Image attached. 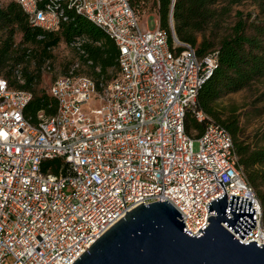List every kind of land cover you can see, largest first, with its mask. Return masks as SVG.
I'll list each match as a JSON object with an SVG mask.
<instances>
[{
	"label": "built area",
	"instance_id": "2783aa9c",
	"mask_svg": "<svg viewBox=\"0 0 264 264\" xmlns=\"http://www.w3.org/2000/svg\"><path fill=\"white\" fill-rule=\"evenodd\" d=\"M12 1L45 31L65 20L55 0L43 8ZM67 7L113 41L118 74L97 88L73 66L45 89L55 114L27 118L31 93L11 89L0 73V264H72L126 212L163 200L197 236L213 215L208 204L225 192L227 203L248 198L255 209L243 243L264 245L261 203L230 134L210 121L197 138L184 130L187 112L208 119L196 97L215 54L199 58L158 25L142 29L128 0H67Z\"/></svg>",
	"mask_w": 264,
	"mask_h": 264
},
{
	"label": "trees",
	"instance_id": "16d2710c",
	"mask_svg": "<svg viewBox=\"0 0 264 264\" xmlns=\"http://www.w3.org/2000/svg\"><path fill=\"white\" fill-rule=\"evenodd\" d=\"M36 1L40 8L51 3V0ZM128 1L139 15L145 5L154 4L157 24L171 38L172 0ZM217 2L174 1L172 17L177 39L192 46L199 58L215 54L212 73L203 82L196 97L197 110L208 119L198 122L192 112H187L184 130L187 135L197 138L208 121L227 130L232 138L237 165L255 191L264 219V146L260 145L262 138H259L264 137V130L255 132L250 140L244 138L237 107L219 103L226 96L248 89L264 78V20L251 19L249 14L237 12L230 33L215 41L208 31L216 28L226 14L224 8H215ZM54 6L62 11L65 20H61L59 29L52 32L32 26L16 2L0 0V73L11 89L31 93L32 98L25 109L27 118H34L38 111H43L47 116H53L56 112V101L45 90L38 91L36 88L45 64L48 62L50 65L52 50L60 43L71 47L76 55L65 73L76 66L74 73L89 77L97 88L118 74V51L113 41L100 28L69 9L67 0H55ZM18 35L20 39L16 43Z\"/></svg>",
	"mask_w": 264,
	"mask_h": 264
},
{
	"label": "water",
	"instance_id": "95a60500",
	"mask_svg": "<svg viewBox=\"0 0 264 264\" xmlns=\"http://www.w3.org/2000/svg\"><path fill=\"white\" fill-rule=\"evenodd\" d=\"M171 5L170 29L176 37ZM177 38V37H176ZM248 198L226 192L208 204L207 223L194 236L166 200L135 207L72 264H264V245L243 243L255 226ZM198 231V232H199Z\"/></svg>",
	"mask_w": 264,
	"mask_h": 264
},
{
	"label": "rangeland",
	"instance_id": "374dc122",
	"mask_svg": "<svg viewBox=\"0 0 264 264\" xmlns=\"http://www.w3.org/2000/svg\"><path fill=\"white\" fill-rule=\"evenodd\" d=\"M215 8L226 10L219 25H216V28L210 32L208 31L215 41L230 33V28L236 21L237 12L244 15L249 14L251 19L264 20V0H218ZM156 18L155 5L148 3L140 10V27L154 29L158 25ZM19 39L20 36H16L15 42L17 43ZM51 55L50 70L42 73L41 81L36 88L38 91H44L55 78L63 76L67 67L76 59L73 49L64 43L54 48ZM3 71L5 72L6 68ZM219 103L222 106L233 104L237 107L239 124L244 129V138L250 140L255 132L264 130V78L254 82L248 89L226 96ZM192 134L194 135V132ZM259 138H262L260 145L264 146V137ZM197 150L198 143L194 142L193 151Z\"/></svg>",
	"mask_w": 264,
	"mask_h": 264
}]
</instances>
